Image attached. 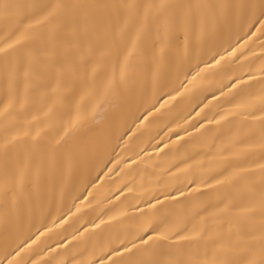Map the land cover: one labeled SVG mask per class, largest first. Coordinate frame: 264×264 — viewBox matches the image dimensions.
Returning a JSON list of instances; mask_svg holds the SVG:
<instances>
[{
	"label": "bare ground",
	"instance_id": "1",
	"mask_svg": "<svg viewBox=\"0 0 264 264\" xmlns=\"http://www.w3.org/2000/svg\"><path fill=\"white\" fill-rule=\"evenodd\" d=\"M148 236L264 264V0H0V264Z\"/></svg>",
	"mask_w": 264,
	"mask_h": 264
},
{
	"label": "snow or ice",
	"instance_id": "2",
	"mask_svg": "<svg viewBox=\"0 0 264 264\" xmlns=\"http://www.w3.org/2000/svg\"><path fill=\"white\" fill-rule=\"evenodd\" d=\"M5 7H8V6L5 5ZM160 238L165 239L167 237H165L163 234H161ZM181 238H183V237H181ZM150 240H152L151 236H148L147 239L141 238V244L146 245V247L138 248L137 251L139 253L145 254V256H144V258H140V259H137L136 261H134V264H162V260L157 258L156 254L154 252H150V247H151V246H149ZM132 247L137 248V246L135 244H133ZM124 250L126 252H132V249L129 248L127 245H125Z\"/></svg>",
	"mask_w": 264,
	"mask_h": 264
}]
</instances>
